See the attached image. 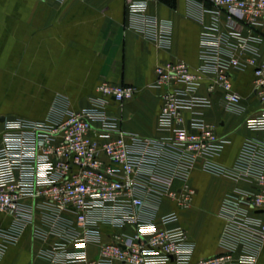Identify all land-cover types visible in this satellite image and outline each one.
I'll return each instance as SVG.
<instances>
[{
    "label": "built area",
    "instance_id": "2783aa9c",
    "mask_svg": "<svg viewBox=\"0 0 264 264\" xmlns=\"http://www.w3.org/2000/svg\"><path fill=\"white\" fill-rule=\"evenodd\" d=\"M151 1L126 0L130 27L168 48L172 23L149 12ZM207 1L215 16L201 34L200 65L192 69L175 61L155 70L154 84L163 89L159 124L165 137L145 138L122 129L106 99L123 105L136 87L106 81L97 86L99 98L89 108L54 103L45 119H5L0 212L14 221L7 229L0 226V259L6 242L17 240L39 206L47 228H35L34 234L52 233L63 240L45 251L51 264H256L264 246V136L247 137L234 163L223 165L215 158L230 138L197 108L211 106L219 88L223 107L244 110L234 73L252 66V91L261 109L245 122L252 131H264V60L259 61L256 45L264 39V0ZM220 13L225 14V31ZM202 85L207 95L198 93ZM187 112L194 114L189 120ZM196 169L254 185L222 200L221 251L192 262L193 243L185 229L169 226L179 212L159 215V209L166 195L178 207L191 206L195 190L189 179ZM176 179L182 185L173 189ZM29 198L39 204H27ZM102 224L130 225L134 232L105 240ZM90 243L99 248L95 257L88 253Z\"/></svg>",
    "mask_w": 264,
    "mask_h": 264
},
{
    "label": "crops",
    "instance_id": "0c3cea01",
    "mask_svg": "<svg viewBox=\"0 0 264 264\" xmlns=\"http://www.w3.org/2000/svg\"><path fill=\"white\" fill-rule=\"evenodd\" d=\"M213 8L207 0L151 1L149 12L172 23L170 46L159 48L130 27L126 0H0V146L5 119H45L54 103H68L74 110L89 108L99 98L97 86L105 81L136 87L135 96L123 105L113 98L106 99L109 114L118 119L122 129L145 138L165 137L167 131L159 124L163 89L154 84L156 67L175 61H185L192 69L200 65L201 34L213 22ZM218 17L222 30H227L225 14ZM256 45L258 59L263 61L264 39ZM253 80L252 66L234 73V87L243 97L244 110L223 107L219 88L212 94L211 106L197 108L207 122L217 124L220 132L230 138L215 158L223 165L234 163L247 137L264 136V131H252L245 122L261 109L252 91ZM198 93L207 95L206 85ZM11 113L17 117H11ZM24 114L26 117L19 116ZM193 115L187 112L188 120ZM211 181L222 190L218 201L208 195ZM189 184L195 190L191 206L178 207L177 201L166 195L159 215L179 212L178 220L169 226L185 229L193 243L195 262L221 251L222 200L228 193L254 184L200 169L191 172ZM181 185L182 181L176 179L172 187L178 189ZM26 201L39 204L30 198ZM68 217L75 221L72 213ZM13 221L11 214L0 212L2 228H9ZM35 228H47L39 206L33 222L22 229L17 240L6 242L0 264H51L45 251L63 240L52 233L38 237ZM100 230L105 240L134 232L130 225L102 224ZM98 249L90 243V257H95ZM256 264H264V246Z\"/></svg>",
    "mask_w": 264,
    "mask_h": 264
},
{
    "label": "rangeland",
    "instance_id": "374dc122",
    "mask_svg": "<svg viewBox=\"0 0 264 264\" xmlns=\"http://www.w3.org/2000/svg\"><path fill=\"white\" fill-rule=\"evenodd\" d=\"M10 116L11 117H17V115H12V113L10 114ZM19 116L26 117L25 114L24 115H19ZM1 126L2 125L0 124V129H1ZM209 184H210V186H209L210 189H209V193H208L209 197L212 196L215 201H218L220 196H221V194H222L221 188H219V185H218L217 182L211 181V182H209ZM212 207H213V205L211 204V207H209V208L212 209ZM202 210L205 211L206 207H204Z\"/></svg>",
    "mask_w": 264,
    "mask_h": 264
},
{
    "label": "water",
    "instance_id": "95a60500",
    "mask_svg": "<svg viewBox=\"0 0 264 264\" xmlns=\"http://www.w3.org/2000/svg\"><path fill=\"white\" fill-rule=\"evenodd\" d=\"M1 119H3V118H1Z\"/></svg>",
    "mask_w": 264,
    "mask_h": 264
}]
</instances>
